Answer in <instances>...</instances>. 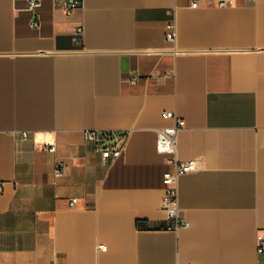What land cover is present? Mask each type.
I'll list each match as a JSON object with an SVG mask.
<instances>
[{
  "label": "crops",
  "instance_id": "1",
  "mask_svg": "<svg viewBox=\"0 0 264 264\" xmlns=\"http://www.w3.org/2000/svg\"><path fill=\"white\" fill-rule=\"evenodd\" d=\"M38 1L34 27L28 0H0V264H264V0H80L70 16ZM163 112L185 122L178 159L199 164L178 229ZM85 130L130 141L104 162Z\"/></svg>",
  "mask_w": 264,
  "mask_h": 264
},
{
  "label": "built area",
  "instance_id": "2",
  "mask_svg": "<svg viewBox=\"0 0 264 264\" xmlns=\"http://www.w3.org/2000/svg\"><path fill=\"white\" fill-rule=\"evenodd\" d=\"M81 4L80 0H64V11L70 16ZM28 9L33 13L34 27H38L39 24L36 20V10L40 7V1L28 0ZM217 6L220 8L230 7L233 5V0H215L214 3L209 6ZM192 8H199L200 3L198 0H194ZM84 29L77 27L75 29L74 42L80 44V37L83 35ZM165 38L168 44L176 46L177 42V26L176 21L172 20L166 27ZM175 53V51H173ZM133 84L138 82V77L134 76L131 81ZM162 118L164 120L174 121V125L166 128H162L157 132V144L156 150L159 154L169 156V163L173 165V171H168L164 174V196L162 198V209L165 211L168 220L176 221L175 228H179L178 219L180 216V209L178 203V187L179 180L181 177L196 172L199 168L197 160L181 161L177 157V141L178 133L185 128L184 120L178 118L173 112H163ZM84 139L86 142L94 146V150L98 153L104 162L116 161L125 153L129 141L130 132H123L119 134L118 140L114 139L112 132H103L98 130H85L83 132ZM23 138L26 139L28 135L22 134ZM49 152L54 153L56 151L55 146H51L48 149ZM66 167L63 162H57L54 168V176L59 179L64 177ZM1 191V190H0ZM77 204V199H73L70 202V207L74 208ZM183 227H189L188 222H184ZM102 251H106V247L100 246ZM257 253L258 255H264V234H259L257 237Z\"/></svg>",
  "mask_w": 264,
  "mask_h": 264
},
{
  "label": "water",
  "instance_id": "3",
  "mask_svg": "<svg viewBox=\"0 0 264 264\" xmlns=\"http://www.w3.org/2000/svg\"><path fill=\"white\" fill-rule=\"evenodd\" d=\"M81 5V4H80Z\"/></svg>",
  "mask_w": 264,
  "mask_h": 264
}]
</instances>
